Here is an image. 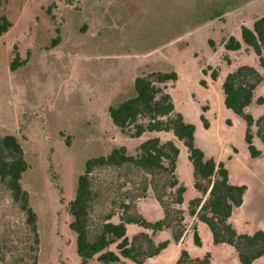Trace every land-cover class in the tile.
<instances>
[{"label":"rangeland","instance_id":"1","mask_svg":"<svg viewBox=\"0 0 264 264\" xmlns=\"http://www.w3.org/2000/svg\"><path fill=\"white\" fill-rule=\"evenodd\" d=\"M220 4L229 7L214 8L211 0H1L0 15L12 25L0 35V137L14 135L28 165L20 182L36 215V264H82L69 227L68 203L86 161L118 146L135 154L138 144L152 136L179 148L178 184L171 187L172 177L165 171L132 163L93 169L90 238L107 218L117 222L131 216L151 224L163 220V229L155 231L127 224L138 263L122 259L116 264H239L233 247L213 245L208 227L189 213V201L200 193L194 189L184 145L170 132L132 138L111 121L108 107L132 97L135 77L152 72L178 74L167 89L175 111L195 126L196 144L206 155L225 163L230 182L247 186L242 206L230 218L236 231H264V152L257 158L249 155L245 123L224 106L221 90L225 75L247 64L263 76L255 96L264 95V67L252 50L223 46L230 36L240 39L236 23L264 16V0ZM222 13L230 16L216 17ZM15 56L20 64L14 63ZM213 69L216 81L210 77ZM249 111L258 118L264 105ZM253 144L263 150L259 138ZM179 185L185 187L181 204L176 202ZM194 226L200 247L193 243ZM30 239L26 214L0 180V264H27L33 254ZM165 240L169 243L160 255L148 256ZM87 264L101 263L92 258ZM254 264H264V259Z\"/></svg>","mask_w":264,"mask_h":264},{"label":"trees","instance_id":"2","mask_svg":"<svg viewBox=\"0 0 264 264\" xmlns=\"http://www.w3.org/2000/svg\"><path fill=\"white\" fill-rule=\"evenodd\" d=\"M1 4V0H0ZM11 22L4 15H0V35L5 33ZM53 39L52 43L58 41ZM211 44V41H209ZM245 45L257 56L259 64L264 67V16L257 18L250 26H240V39L230 36L224 43V49L237 51ZM17 55V54H16ZM15 56L14 63L17 62ZM13 63V64H14ZM21 62H17L16 64ZM203 72H206L203 70ZM210 77L213 81L218 78L216 70H212ZM178 74L171 72H152L147 76H137L133 81L134 95L116 106H109L108 113L112 123L122 132L132 138H139L147 133L170 132L180 141L187 150V158L192 167L193 186L200 193L189 201L190 215L197 216L198 221L205 224L212 236L213 245L226 243L233 247L239 264H254L258 259H264V231L256 229L253 233H238L230 221L233 212L238 209L244 200L247 186L232 184L229 171L223 161L206 153L196 144L195 126L186 121L184 116L175 111L168 84L176 82ZM263 76L251 65H239L228 72L221 81L224 106L231 110L245 123L244 140L252 158L261 156L264 152V114L254 118L249 108L253 105H264V95L255 96V91ZM205 85L204 81H201ZM200 120L208 128L204 115ZM259 138L263 150L258 149L253 140ZM179 148L173 141H162L157 136L142 140L135 154H128L125 146L114 147L107 155L89 158L85 163L83 173L77 179L74 198L68 203L70 215V229L76 236V252L82 264L96 258L101 264L121 263L122 259H130L138 263L135 256L133 239L127 235V224L134 223L142 226H151L162 230L163 220L152 224L144 218L128 216L114 222L107 218L99 231L90 238L89 213L92 200V189L89 174L93 169L104 166H122L132 163L144 170H162L170 174V186L178 184L175 175ZM22 147L18 139L11 134L0 137V180L8 188L12 199L19 204L26 214V223L31 233L30 249L32 259L27 264H36V250L39 237L36 226V215L29 204V195L21 185L22 174L27 170ZM176 202H183L185 187L179 185L176 190ZM207 194L205 200L203 197ZM193 243L200 247L201 238L198 229H192ZM182 230L173 236L179 241ZM169 240L157 243L148 256L158 255L167 247ZM115 246V250L111 246ZM182 255H187L182 250ZM207 253L205 258H209ZM208 261V260H206Z\"/></svg>","mask_w":264,"mask_h":264},{"label":"crops","instance_id":"3","mask_svg":"<svg viewBox=\"0 0 264 264\" xmlns=\"http://www.w3.org/2000/svg\"><path fill=\"white\" fill-rule=\"evenodd\" d=\"M211 1H214V3H216V5L215 6H213L214 8H222V7H225V6H223L222 4H220V5H218V3H223L224 2V0H211ZM248 1H250V0H245V2L247 3ZM253 1V0H252ZM248 5H246L245 4V7H247ZM226 7H229V6H226ZM225 7V8H226ZM234 8H238V6H235ZM263 8H264V5H263ZM230 13H222L221 15H216V17L217 18H219V19H224V17H226V16H230L229 15ZM232 14V13H231ZM259 17H262V16H259ZM259 17H255V18H252V19H257V18H259ZM255 20H250V22H243V23H241V21H239V23H236V24H239V25H251ZM247 23H249V24H247ZM59 40V39H58ZM53 41V40H52ZM58 43V41L55 43V45ZM52 45L53 46H55L53 43H52ZM242 206V205H241ZM240 206V207H241ZM239 207V208H240ZM158 255H160V253L158 254Z\"/></svg>","mask_w":264,"mask_h":264}]
</instances>
